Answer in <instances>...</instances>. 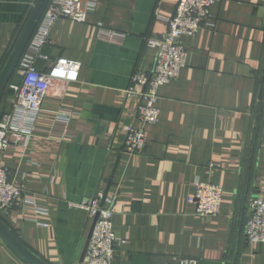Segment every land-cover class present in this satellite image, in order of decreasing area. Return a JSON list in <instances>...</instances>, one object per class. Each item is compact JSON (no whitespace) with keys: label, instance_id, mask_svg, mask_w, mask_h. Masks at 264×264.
I'll use <instances>...</instances> for the list:
<instances>
[{"label":"crops","instance_id":"1","mask_svg":"<svg viewBox=\"0 0 264 264\" xmlns=\"http://www.w3.org/2000/svg\"><path fill=\"white\" fill-rule=\"evenodd\" d=\"M177 1L95 0L83 22L59 19L49 31L40 52L47 57H37L36 68L76 60L78 80L46 95L22 124L31 131L27 141L3 152L8 178L28 204L0 211V221L47 264H85L92 218L71 204L100 189L114 197L113 231L124 240L111 264H264V242L244 236L248 202L264 190V0L211 6L214 25L182 36L188 62L158 88L159 120L143 125L125 90L135 72L152 69L147 40L166 31ZM34 2L0 0V70ZM20 59L0 103V117L13 113L16 124L11 85L20 83ZM59 111L71 113L66 123ZM124 125L144 128L142 152H124ZM198 180L221 186L218 215L200 216L188 202ZM0 264L27 263L0 238Z\"/></svg>","mask_w":264,"mask_h":264},{"label":"built area","instance_id":"2","mask_svg":"<svg viewBox=\"0 0 264 264\" xmlns=\"http://www.w3.org/2000/svg\"><path fill=\"white\" fill-rule=\"evenodd\" d=\"M217 0H178L172 16L167 22L165 32L147 40V45L155 49L154 63L151 70H139L130 78V85L125 90L126 99L135 101L137 118L143 125H152L159 120V109L156 106L157 90L160 86L175 79L181 68L186 66L189 52L184 47L182 36H195L204 26L212 27L210 8ZM95 6V0H49L40 25L32 40L27 45L20 59L21 80L11 85L14 97L13 106L20 110V124H16L13 113H5L0 117V211H8L15 204H28L23 187L15 180L8 178V169L2 154L14 143L29 138L31 131L23 127V122L41 110V103L46 95L58 87L60 82L78 80L80 63L76 60L59 57L46 72L35 66L37 57L44 44L48 43V34L53 24L59 19L71 22H83ZM158 7H155V14ZM105 34L121 36V33L104 31ZM56 118L66 123L69 112H56ZM124 152L140 153L144 150L147 137L142 126L124 125ZM218 164L210 163V167ZM194 193L188 202L195 205L196 214L200 216H216L219 214L222 188L221 186L198 180L194 183ZM103 201L102 205H100ZM114 197L99 190L91 197L79 203L71 204L83 210L92 219L96 216L85 253V264H111L117 248L124 240L113 231L112 216L114 214ZM33 204V203H31ZM34 207V205H33ZM250 210L244 225V236L247 242L254 244L264 242V190L248 202ZM40 212V209H36ZM169 264H197L193 258H172Z\"/></svg>","mask_w":264,"mask_h":264},{"label":"water","instance_id":"3","mask_svg":"<svg viewBox=\"0 0 264 264\" xmlns=\"http://www.w3.org/2000/svg\"><path fill=\"white\" fill-rule=\"evenodd\" d=\"M48 2L49 0H35L25 22L21 27L19 35L17 36L14 45L12 46V49L8 54L0 70V103L4 90L8 84V81L18 64V61L26 47V44L28 43L42 14L44 13ZM110 183H111V178L108 181L107 187L110 185ZM106 193L107 190L104 191V195ZM102 203L103 201H101L100 205H102ZM95 221H96V216L92 219L88 236L82 250V256H84L86 253L88 240ZM0 238L19 258H21L27 264H47L42 259H40L36 254H34L28 248H26L1 221H0Z\"/></svg>","mask_w":264,"mask_h":264}]
</instances>
